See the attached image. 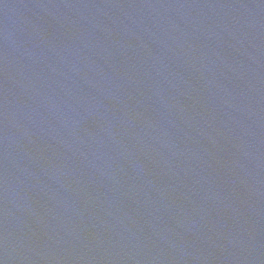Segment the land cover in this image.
<instances>
[{
    "label": "water",
    "instance_id": "1",
    "mask_svg": "<svg viewBox=\"0 0 264 264\" xmlns=\"http://www.w3.org/2000/svg\"><path fill=\"white\" fill-rule=\"evenodd\" d=\"M0 264H264V0H0Z\"/></svg>",
    "mask_w": 264,
    "mask_h": 264
}]
</instances>
